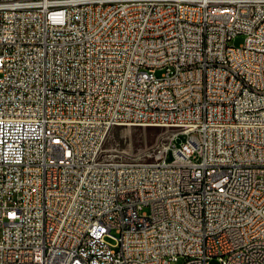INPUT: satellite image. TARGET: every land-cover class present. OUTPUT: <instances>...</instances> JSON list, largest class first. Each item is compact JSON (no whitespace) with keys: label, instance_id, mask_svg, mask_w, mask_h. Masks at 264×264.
Returning a JSON list of instances; mask_svg holds the SVG:
<instances>
[{"label":"built area","instance_id":"1","mask_svg":"<svg viewBox=\"0 0 264 264\" xmlns=\"http://www.w3.org/2000/svg\"><path fill=\"white\" fill-rule=\"evenodd\" d=\"M179 261L264 264V0H0V264Z\"/></svg>","mask_w":264,"mask_h":264},{"label":"rangeland","instance_id":"2","mask_svg":"<svg viewBox=\"0 0 264 264\" xmlns=\"http://www.w3.org/2000/svg\"><path fill=\"white\" fill-rule=\"evenodd\" d=\"M243 41L244 36L238 35L229 42V46L238 47ZM156 75L159 76L160 72ZM172 133L173 130L164 127L118 126L110 131L103 153L107 158L123 161H154L167 145ZM172 264H182V261Z\"/></svg>","mask_w":264,"mask_h":264}]
</instances>
